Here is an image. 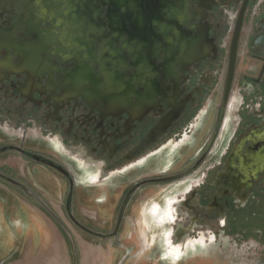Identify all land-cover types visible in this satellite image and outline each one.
Wrapping results in <instances>:
<instances>
[{
  "label": "flooded vegetation",
  "instance_id": "flooded-vegetation-1",
  "mask_svg": "<svg viewBox=\"0 0 264 264\" xmlns=\"http://www.w3.org/2000/svg\"><path fill=\"white\" fill-rule=\"evenodd\" d=\"M141 2L0 0V191L62 227L56 194L84 238L147 212L186 261L225 236L261 242L264 0L154 2L150 27ZM104 202L102 232L81 211Z\"/></svg>",
  "mask_w": 264,
  "mask_h": 264
},
{
  "label": "rangeland",
  "instance_id": "rangeland-1",
  "mask_svg": "<svg viewBox=\"0 0 264 264\" xmlns=\"http://www.w3.org/2000/svg\"><path fill=\"white\" fill-rule=\"evenodd\" d=\"M16 158L20 161L18 154ZM52 183V188L57 192L58 181L55 179ZM114 187L111 185L106 191L117 192L118 188L113 190ZM90 191L95 196L100 192L107 193L101 189ZM55 196L47 195L54 207L52 214L56 218L58 214L65 221L62 227L45 210L24 196L15 198L6 190L0 191V264H264V234L260 235L261 242L256 237L240 238L238 241L225 236L221 242L203 248L198 245L194 249L188 247L186 253L192 254L188 261L181 257L173 258L175 250L169 247L164 237L166 225H158L157 222L148 224L147 212H144L142 224L147 230L150 244L147 242L148 248L139 253L136 236L142 224L138 217L131 218L129 225H122L115 237L84 238L83 232L58 207V198ZM91 206L94 207L81 212L89 216L95 214L98 217L96 226L100 231L110 230L112 227L109 225L99 223L110 213L115 215L113 208L106 206L105 202L103 205Z\"/></svg>",
  "mask_w": 264,
  "mask_h": 264
},
{
  "label": "water",
  "instance_id": "water-1",
  "mask_svg": "<svg viewBox=\"0 0 264 264\" xmlns=\"http://www.w3.org/2000/svg\"><path fill=\"white\" fill-rule=\"evenodd\" d=\"M165 0H153V4L152 2H148V0H142V4H138V8L137 11L140 15V20L142 19V23H144V27H150L152 26V18L153 17H157L163 13L159 10L158 7H154V2L158 3L160 5V3L164 2ZM131 3V2H136V0H101L102 5L104 6L105 4H108L109 6H112V10L113 11H120V9L122 7H124L125 5H127V3ZM66 4L65 1L62 2V6Z\"/></svg>",
  "mask_w": 264,
  "mask_h": 264
},
{
  "label": "bare ground",
  "instance_id": "bare-ground-1",
  "mask_svg": "<svg viewBox=\"0 0 264 264\" xmlns=\"http://www.w3.org/2000/svg\"><path fill=\"white\" fill-rule=\"evenodd\" d=\"M152 206V205H151ZM154 209H156L155 207H154ZM143 232V231H142ZM144 233V232H143ZM143 233H141V234H143ZM144 235V234H143ZM148 244H150L149 242H148ZM146 248H148V245H147V243L145 242H143L142 243V248H141V250H145ZM140 250V249H139Z\"/></svg>",
  "mask_w": 264,
  "mask_h": 264
}]
</instances>
